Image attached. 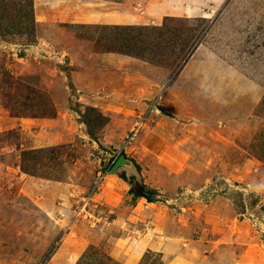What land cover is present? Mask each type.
Instances as JSON below:
<instances>
[{
	"label": "rangeland",
	"instance_id": "obj_1",
	"mask_svg": "<svg viewBox=\"0 0 264 264\" xmlns=\"http://www.w3.org/2000/svg\"><path fill=\"white\" fill-rule=\"evenodd\" d=\"M6 1L0 264H264V0Z\"/></svg>",
	"mask_w": 264,
	"mask_h": 264
},
{
	"label": "water",
	"instance_id": "obj_2",
	"mask_svg": "<svg viewBox=\"0 0 264 264\" xmlns=\"http://www.w3.org/2000/svg\"><path fill=\"white\" fill-rule=\"evenodd\" d=\"M112 174L123 172L134 187L141 186L143 184V177L138 164L134 159L129 158L124 154H120L113 162L110 169Z\"/></svg>",
	"mask_w": 264,
	"mask_h": 264
},
{
	"label": "trees",
	"instance_id": "obj_3",
	"mask_svg": "<svg viewBox=\"0 0 264 264\" xmlns=\"http://www.w3.org/2000/svg\"><path fill=\"white\" fill-rule=\"evenodd\" d=\"M9 5L7 3L6 0H0V12H7L9 10ZM3 9H5V11H3ZM18 9V8H17ZM20 10H23L24 8L22 6H20L19 8ZM30 12L33 11V7H30ZM5 16V15H4ZM1 25V23H0ZM120 154H125L124 151H122ZM127 156V155H126ZM135 161V160H134ZM113 165V163H112ZM112 165L110 166L109 169H111ZM116 175L120 176L121 178H123L127 183L130 184V191L132 192V194L134 195V197H143L145 198L148 202H154L156 200V196L158 195V192L156 189L154 188H150L149 186H147L144 182L141 186H137L134 187L131 184V180H129V178L124 174V173H116Z\"/></svg>",
	"mask_w": 264,
	"mask_h": 264
},
{
	"label": "crops",
	"instance_id": "obj_4",
	"mask_svg": "<svg viewBox=\"0 0 264 264\" xmlns=\"http://www.w3.org/2000/svg\"><path fill=\"white\" fill-rule=\"evenodd\" d=\"M108 19H109V18H108ZM135 162H136V161H135ZM138 166H139V165H138ZM139 168H140V167H139ZM116 176H117V177H119V178H121V177H120V176H118V175H116ZM142 176H143V175H142ZM143 178H144V177H143ZM122 179H123V178H122ZM123 180H124V179H123ZM143 182H144V181H143ZM144 183H146V185H149V184L147 183L146 179H145V182H144ZM127 184L130 186V184H129V183H127ZM149 187H150V188H154V189H156V188H157L159 191H162V190H161V188H160V187H158V186H154V185H153V186H151V185H150ZM217 199H218V198H217Z\"/></svg>",
	"mask_w": 264,
	"mask_h": 264
},
{
	"label": "built area",
	"instance_id": "obj_5",
	"mask_svg": "<svg viewBox=\"0 0 264 264\" xmlns=\"http://www.w3.org/2000/svg\"><path fill=\"white\" fill-rule=\"evenodd\" d=\"M108 171H109V170H108ZM108 171H107V172H108ZM103 178H106V175H104V177H101V178H100L99 183L102 182V179H103ZM99 183H96V187L99 185Z\"/></svg>",
	"mask_w": 264,
	"mask_h": 264
}]
</instances>
